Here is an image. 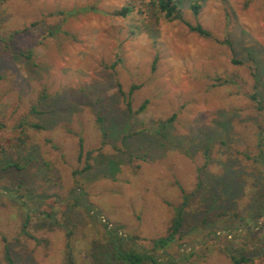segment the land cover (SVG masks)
<instances>
[{
	"label": "rangeland",
	"instance_id": "374dc122",
	"mask_svg": "<svg viewBox=\"0 0 264 264\" xmlns=\"http://www.w3.org/2000/svg\"><path fill=\"white\" fill-rule=\"evenodd\" d=\"M175 1L209 37L167 20L157 0H0V264H8L6 249L13 264H65L67 241L62 228L39 227L41 215L1 186L51 196L58 218L70 189L82 188L98 217L80 207L75 264H90L91 253L119 264L103 222L151 248L170 225L180 187L195 191L168 248L173 260L156 264H233L217 231L247 217L264 183V112L249 97L255 80L264 86V0ZM126 6L125 16L116 14ZM89 150L106 163L88 160L83 170ZM27 211L36 239L21 232ZM260 222L252 235L241 225L228 240L264 262Z\"/></svg>",
	"mask_w": 264,
	"mask_h": 264
},
{
	"label": "trees",
	"instance_id": "16d2710c",
	"mask_svg": "<svg viewBox=\"0 0 264 264\" xmlns=\"http://www.w3.org/2000/svg\"><path fill=\"white\" fill-rule=\"evenodd\" d=\"M157 7L159 12L162 13L167 20L183 21L191 31H194L199 35L205 37L210 36V32L199 23L190 24L189 22L184 20L182 11L178 7V4L175 0H157ZM191 8L194 10V13H197V9L199 8V6L194 4L191 6ZM129 10V7L127 6L122 7L116 12V14L120 16H125L127 12H129ZM15 33H18V31L11 32L8 40H12L14 38ZM137 87V85H132L128 90V93L125 95V97L127 98L126 107L128 110L131 109L130 96L133 93L134 89H136ZM121 93L123 92L121 91ZM249 97L254 102L256 109L258 111L264 112V86H262V84L258 80H255L254 91L249 94ZM145 105L146 101H144L140 105L137 111L140 112L144 110ZM171 119L172 118H169L165 121H161V128L165 127L167 122L171 121ZM98 124L99 129L102 133V143H104L106 131L100 118H98ZM28 125L36 129L41 128V126L36 123H29ZM25 139L26 136L22 138L19 137L20 142L15 144V147L18 152L20 151L21 145L25 142ZM257 148V158L264 164V126L261 127V130L259 132ZM93 151L94 150H89L86 152V163L83 167V170H88L92 167V164L89 163L88 160H92L94 163L100 165L106 163L105 154H103L101 151L97 152L96 154H93ZM81 153L82 140L80 139L79 155H81ZM1 188L5 189L6 192H12V201H14L15 203L20 202L21 204L26 205L28 210H31L41 215L43 220H41V222L38 224L39 227L48 229L59 227L64 230L67 238L65 264H75L72 253L71 236L73 234L74 227L76 226L77 219L81 218L80 207L83 208L84 211L93 219H97L98 217V211H95L93 205L86 200L85 192L82 190V188H80L79 186H74L70 189V199L64 202L61 207H59L61 218L57 217V214L54 210V206L57 200L51 199V196H34L30 191H26L25 193H19L18 187L11 189L9 187L6 188L5 186H1ZM180 193L181 200L176 205H173V216L171 218L170 225L167 228L165 235L153 239L151 248L146 249L145 247L140 246L135 241L136 238L134 236L123 235L119 227L109 226L108 222H103L104 231L108 236L111 249L113 250L112 258L117 260L119 264H156L158 262V258L167 255V258L172 261L173 258L171 255L168 254V248L172 243L175 242L177 236L181 233L185 225L186 209L190 205V200L194 196L195 191L186 192L182 187H180ZM28 201H30V203H33V206L28 207ZM246 212L247 217L239 220L236 226L235 224L233 225L231 222H229L228 224L226 223L223 226L224 228H226V230L217 231L220 232L219 234H222L223 237H225L226 239V241L222 243L221 246L224 252L229 256L233 264H264L263 261H258L255 258L248 256L244 248H233L232 240H228L232 239L233 237L235 238V233L241 225L245 227V229L248 231V234L252 235L254 233L252 229L258 227L261 223L260 221H264V183L262 190H255L250 196V200L246 206ZM29 219L30 215L29 211H27L24 216L21 232L33 239H36L26 230ZM229 234H231L230 238L228 237ZM90 257V264H107L103 260V258L97 253H91ZM5 260L8 264H13L8 249L5 250Z\"/></svg>",
	"mask_w": 264,
	"mask_h": 264
},
{
	"label": "built area",
	"instance_id": "2783aa9c",
	"mask_svg": "<svg viewBox=\"0 0 264 264\" xmlns=\"http://www.w3.org/2000/svg\"><path fill=\"white\" fill-rule=\"evenodd\" d=\"M217 233L219 234L220 232H217ZM228 237L230 238L231 237V234H229Z\"/></svg>",
	"mask_w": 264,
	"mask_h": 264
}]
</instances>
